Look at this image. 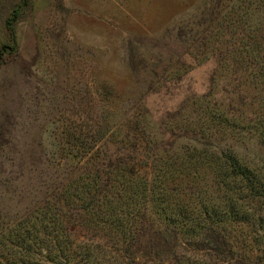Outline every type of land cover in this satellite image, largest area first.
<instances>
[{
    "label": "rangeland",
    "instance_id": "1",
    "mask_svg": "<svg viewBox=\"0 0 264 264\" xmlns=\"http://www.w3.org/2000/svg\"><path fill=\"white\" fill-rule=\"evenodd\" d=\"M192 151L264 170V0H0V264H158L153 239L177 237L149 204L122 235L89 199L118 205L122 175ZM199 173L190 200L212 194ZM240 239L164 264H264Z\"/></svg>",
    "mask_w": 264,
    "mask_h": 264
},
{
    "label": "trees",
    "instance_id": "2",
    "mask_svg": "<svg viewBox=\"0 0 264 264\" xmlns=\"http://www.w3.org/2000/svg\"><path fill=\"white\" fill-rule=\"evenodd\" d=\"M252 52L251 59L255 61L259 55L258 52ZM151 166L150 179L145 177V173V175L141 174L136 169H131L129 174L122 175L118 190L121 192L120 195L125 197L117 201L118 205L112 206L108 200L106 203L96 205L98 202H95V197L89 199L93 206L92 215L98 216L97 222L109 225L111 229L122 235L131 234L128 229L129 223L124 216H128L132 207L136 205H143V208H146L144 206L149 204L157 218L174 231L177 237L171 244H166V241L162 244L157 238L153 239L151 243L153 247L149 249L148 254L153 256L154 262L158 264L168 261V255H175L176 249H180L181 252L183 250L187 254L190 249H187L185 242L197 239L203 233L210 231L221 235L227 244L231 243V246L239 235L240 241L235 242L238 243V248L241 245L245 248L249 244L253 246L252 244L256 243L261 246L258 250H261L260 253L264 256V209H262L264 208V170L242 163L234 154L220 151L218 153L192 151L184 157H175L171 160L152 158ZM201 170L207 172V176L210 177V188L214 191L211 190L212 194L208 196L199 194L196 197L201 196L200 199L192 197L190 200L189 191L197 189L198 183L204 179L199 173ZM90 190L97 192L94 185L86 181L80 183L78 192L89 195ZM137 213L136 216L139 217ZM140 231L134 232L131 239H135ZM145 233L142 232L141 235L145 237ZM52 234L51 231L47 233L53 238ZM162 245L165 247L164 250ZM180 257L182 260L179 259ZM72 258L56 264L80 262V260L76 261L75 256ZM99 258L97 255L93 256L92 264H105V261ZM174 260L177 264L203 262L198 258L195 262L189 261L186 255H179Z\"/></svg>",
    "mask_w": 264,
    "mask_h": 264
}]
</instances>
